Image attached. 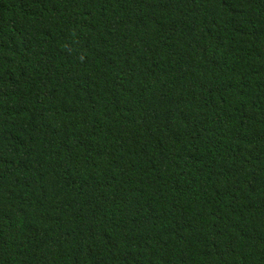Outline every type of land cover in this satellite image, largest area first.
Masks as SVG:
<instances>
[{
  "label": "trees",
  "instance_id": "obj_1",
  "mask_svg": "<svg viewBox=\"0 0 264 264\" xmlns=\"http://www.w3.org/2000/svg\"><path fill=\"white\" fill-rule=\"evenodd\" d=\"M0 264H264V0H0Z\"/></svg>",
  "mask_w": 264,
  "mask_h": 264
}]
</instances>
